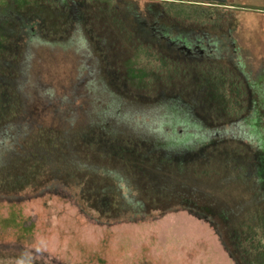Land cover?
Masks as SVG:
<instances>
[{
    "label": "rangeland",
    "instance_id": "obj_1",
    "mask_svg": "<svg viewBox=\"0 0 264 264\" xmlns=\"http://www.w3.org/2000/svg\"><path fill=\"white\" fill-rule=\"evenodd\" d=\"M0 264H264V0H0Z\"/></svg>",
    "mask_w": 264,
    "mask_h": 264
}]
</instances>
